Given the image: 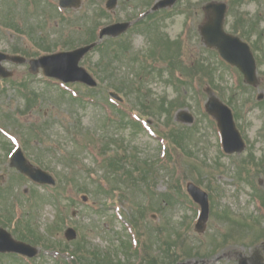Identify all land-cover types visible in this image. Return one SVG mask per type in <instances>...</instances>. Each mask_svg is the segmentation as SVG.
I'll return each instance as SVG.
<instances>
[{"label": "rangeland", "instance_id": "1", "mask_svg": "<svg viewBox=\"0 0 264 264\" xmlns=\"http://www.w3.org/2000/svg\"><path fill=\"white\" fill-rule=\"evenodd\" d=\"M39 1H42V5L44 1L51 3L47 5L49 6L47 13L39 17L43 22L42 35H44L38 39V42L43 44L41 52L46 50L47 47L56 51L61 50L60 46H63L62 43L69 39L72 32L70 30L72 29V18L80 20V17L88 9L90 0H85L81 9L58 10L57 8L53 16L51 7L52 4L58 5V0ZM200 1L205 3L208 0H184L182 10L185 13H181V15H178V13L173 19L164 18L163 16L170 17L173 11V9H170L161 14L160 19H157H166L164 22L174 27V35L182 32L187 25L183 16L191 21L189 35L183 39V42H185L183 52L187 47L190 48L191 53L196 49L199 50L196 43H194V39L200 42L196 22L199 18L203 20L204 13L201 12V15H199V13L188 12V9L193 3ZM225 1L229 2L230 0ZM8 4H10V8L6 10ZM39 4L40 2H30L28 7H19L29 10ZM15 7H17V0H0V50L12 52L14 49L26 48L29 52L39 51L38 46L32 42L31 37L25 31L29 28V23L26 20L29 16L23 15L25 19L20 20L18 8ZM131 11L133 10L130 5L123 2L118 11L110 13L102 22L108 23L116 19H130L129 14ZM236 16H242L246 21H249V24L246 25L248 31H251L252 21H259L260 33H263V35L256 36L249 34L250 39L245 37L253 41L254 48L261 52L260 55L257 53L260 59L258 74L262 79L258 87L249 88L244 81L240 84V80H244L243 76L233 67L224 63L215 54V51L210 50L209 58L202 59H206L211 63L213 72L203 69L201 76L199 75V86L189 85L187 88L185 86L175 88L171 80L169 82L165 81L167 79L166 72H168L166 71L165 77L147 76L146 81L142 83L143 87H139L143 91L152 90V95L147 98L144 97L142 101H139L137 96H127L120 93L126 101L124 104L127 106L128 111L135 110V113L141 110L149 112L151 110L149 107L155 108V103L160 104L162 98H166L170 106L171 99L176 97L177 102L170 110L171 115L161 113V118L157 115L155 117L151 116L149 119L157 130L166 132V134L170 129H175L174 121L176 122V120L173 119V116L175 118L178 110L187 108L196 118L195 127L192 125H184V127L177 125L176 130L185 132L186 128H189L188 130L192 129L188 137L186 136L187 143L192 146L188 152L191 153L194 147V151L200 150V158H209L205 161L206 164L200 162L203 166V174L197 176L196 179H198V183H203L204 186L209 188V191L213 192L211 197L212 214L206 231L203 235H198L194 232L192 224L196 211L188 206L195 207L191 203L192 201H180L181 203L177 207L166 206L167 223L177 224L178 226L181 224V232L193 247L202 246L200 236L203 241H207L201 248L198 257H183L181 262L187 261L195 264L199 261L197 264H237V255L239 253L249 254L260 244L258 239L264 234V232H260L259 227L237 226L232 221L228 222L213 214L227 209L235 214L247 213L246 215H249L248 213H251L256 215V212H258L253 209L254 204L251 201L250 194L245 192L255 193L254 187L241 186L243 188L241 191L244 193H241L242 197H230V192L237 189L231 178L244 185L239 179L241 169L234 161H241L242 155L247 151H253L258 156L257 158H262V160L264 158V105L257 99L260 93H264V0L237 2L234 12L227 18L228 30L231 29L232 24H237ZM6 21L12 22L8 23L9 26H13L17 22L22 33L14 28H9L7 24L5 26L3 22ZM237 26L238 30H235L237 33L243 35L242 33L246 32L248 34L245 26L240 24ZM168 30L173 34L171 28H168ZM131 36L144 47L146 40L143 36L131 33L128 37ZM75 38L73 37L72 40ZM75 42H81L80 36L76 38ZM198 46L201 47L200 55L205 53V46L202 43L201 46L199 44ZM99 60H101V53L94 50L86 56L83 65L95 74V71L101 72ZM6 66L14 72V75L11 79H0V175L4 177L3 180L0 179V189L8 193L6 196L11 197L13 203H15V200L21 202L24 209L30 212L25 216V220L29 221L28 224L30 225L28 226L33 227L36 235L29 234L27 226L22 228L26 231L25 238L27 241L41 248V255L26 263L20 261L19 258L4 255L0 256V264H57L56 259L65 254H60L58 251L63 250L55 249L56 246L65 249H76V252L80 253H83L85 249L84 256H87L89 248L108 249L114 245L118 246L122 242H129L130 244V239L135 246L136 244L132 239V229L128 230L130 224L127 221L132 209L136 211L137 218L139 216L138 211L143 216L139 220V226L143 233V239H147L150 235V228L154 223H158L160 219H163L164 212L146 207L148 191L144 192L145 188L139 187L135 192L126 194L118 202L110 201L111 199L106 200L99 190V196H96L94 189L91 188L94 181L99 183L101 179H105V170L102 165L99 166L96 156V149L100 148L102 138L99 134L102 136L104 129L110 130L109 134L115 132L116 137L119 135L124 136L128 145L133 141V147H136L141 153L140 156L144 158L148 155V159L153 156L155 160L159 156V143L154 138L157 136L156 134L150 132L153 137L149 132H142L132 137L130 129L115 130L114 126L104 123V118H108L111 109L103 99H107L108 96L111 100L109 91L116 90L113 88L115 84L111 85V83H114L111 78L105 79L103 82L96 76L99 86L92 91H96L93 93L98 98H88V102L84 106L73 100L68 93L62 91V88H68L63 86L62 83L60 84L54 79L43 76L41 72L35 75L30 74L28 64L7 63ZM126 66L124 63L123 66L116 65L117 70L123 67L117 73V79L131 82L132 79H135L134 75L136 74ZM23 83L30 85L31 88L29 90L22 88ZM129 85H136V83ZM205 86H211L216 95L225 101L234 113L235 110H239L240 115L236 122L247 141V151L242 155L225 156L221 151L217 124L215 120L209 118L204 110V103L208 97ZM74 89L85 94L92 93L89 90L90 88L83 84H76L69 91L73 93ZM230 101L232 105L229 104ZM261 101H264V99ZM171 117L172 123L165 124L166 118ZM176 123L178 124V122ZM37 125L41 130L32 128V126L36 127ZM3 131L15 136L18 143H21L22 148L24 147V153L32 163L38 164L55 175L57 179L55 188L36 187L28 180L21 178L19 172L9 166L7 152L11 149V143L4 139ZM5 143H8V145L6 146ZM160 143L163 142L160 141ZM174 149L176 151L173 150L172 154L178 165V169L174 170L182 171V177L186 175L188 178H193V175H198V170L196 172L193 169L189 170V164L184 160L182 150L175 147ZM218 156L220 158L219 163L212 164V161L214 162ZM195 162L199 164L198 161ZM167 170L159 169L157 173L155 195L158 198L165 196V190L168 186L167 180L172 181ZM260 171L262 174L257 178L256 183L263 191L264 165L260 167ZM182 177L180 174L181 179ZM186 179H183V181L186 182ZM81 181L89 184L88 192L77 193L74 190L73 183H80ZM174 181L177 182H173L171 187H179V179L175 178ZM220 188H223L224 191H217ZM54 194L56 197L53 196ZM83 194L89 197L88 202L81 200ZM154 203L156 206L158 200L156 199ZM21 210L22 207L17 212L20 213ZM0 212L2 219L9 214V211L3 206H0ZM10 212L12 213V205H10ZM74 212L75 215H73ZM59 216L64 218L65 221L59 220ZM152 216H155V218ZM68 226H72L78 232L75 242L69 243L64 236V231ZM11 230H14L13 226ZM14 236L17 237V234L14 233ZM223 236H227L225 238L226 243L222 244L220 249L213 248L218 245L216 242L223 241ZM213 240H216V242ZM65 243H69V245L63 246ZM47 246L49 247L47 248ZM119 252L121 254L123 251L120 249ZM126 252L130 256L133 255L129 251ZM222 255L223 257L218 259ZM64 258L69 257L65 255Z\"/></svg>", "mask_w": 264, "mask_h": 264}, {"label": "water", "instance_id": "2", "mask_svg": "<svg viewBox=\"0 0 264 264\" xmlns=\"http://www.w3.org/2000/svg\"><path fill=\"white\" fill-rule=\"evenodd\" d=\"M73 4L77 5L78 0H61V5L63 6H72ZM203 30H204V35L207 39L206 40L207 44L210 46H218L222 55L232 62L238 60L242 61L243 65H241L240 67L242 68V70L244 69V72L246 73L249 79L254 78V80L251 82H255L256 79L255 65L248 47L244 43L240 42L238 39L225 35L220 30H218L220 35L216 36L213 32V29H211L210 24L205 26ZM89 48L90 46L76 50L74 52L54 54L50 56L41 57L38 60L37 59L31 60V70L36 72L39 67H43L47 75L55 76L65 81H74V80L86 81L87 80L85 76L86 72L83 70V68L78 67V62L80 58L83 56V54L86 51H88ZM4 59L24 61V59L11 57L7 54L0 53V75L2 76L8 75L7 71H5V69L1 66V61ZM208 108L211 112L215 113L219 118L221 129L224 134L226 150L229 152L240 151L243 148V142L239 132L236 130L235 125L232 122L231 116L229 115L228 111L223 106H221L216 100L210 102ZM19 168L24 173L30 175L36 180L42 181L40 177H42L45 174L39 170L35 171L34 173V170L31 167L27 166L24 162H21L19 164ZM190 186H191L189 187L190 192L195 197V199L201 200L203 203L205 211L202 219H205V216L207 214L206 194L196 186L194 185H190ZM72 233L74 235V232L72 230H69L67 232L69 237H71ZM11 243L12 244L9 250H17L22 253L32 254L31 252H27L23 250V249L31 250L30 248L26 247L25 244L24 246L15 242H11ZM3 250L4 251L8 250V248ZM242 264H259V263L255 261V258H252V259H246Z\"/></svg>", "mask_w": 264, "mask_h": 264}, {"label": "trees", "instance_id": "3", "mask_svg": "<svg viewBox=\"0 0 264 264\" xmlns=\"http://www.w3.org/2000/svg\"><path fill=\"white\" fill-rule=\"evenodd\" d=\"M120 111H122V110H120ZM124 120H125V117H122V122ZM89 261H91V264H113V262H106V263H104L102 261V259H100L99 257H97L96 259H91ZM118 264H123V263H118Z\"/></svg>", "mask_w": 264, "mask_h": 264}, {"label": "flooded vegetation", "instance_id": "4", "mask_svg": "<svg viewBox=\"0 0 264 264\" xmlns=\"http://www.w3.org/2000/svg\"><path fill=\"white\" fill-rule=\"evenodd\" d=\"M3 179H4V177L1 178V180H3Z\"/></svg>", "mask_w": 264, "mask_h": 264}]
</instances>
